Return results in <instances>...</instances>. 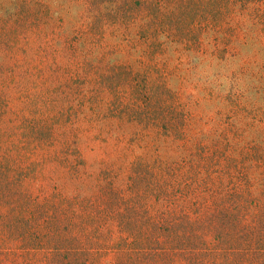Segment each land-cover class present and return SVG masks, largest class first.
Returning a JSON list of instances; mask_svg holds the SVG:
<instances>
[{
  "label": "rangeland",
  "instance_id": "1",
  "mask_svg": "<svg viewBox=\"0 0 264 264\" xmlns=\"http://www.w3.org/2000/svg\"><path fill=\"white\" fill-rule=\"evenodd\" d=\"M159 97L188 149L148 131ZM2 131L0 264H264V0H0ZM112 189L81 240L76 204ZM124 208L168 231L128 240Z\"/></svg>",
  "mask_w": 264,
  "mask_h": 264
},
{
  "label": "trees",
  "instance_id": "2",
  "mask_svg": "<svg viewBox=\"0 0 264 264\" xmlns=\"http://www.w3.org/2000/svg\"><path fill=\"white\" fill-rule=\"evenodd\" d=\"M116 69H120L121 72H127V74H128V71L126 69L113 68L112 69V74L115 77H117V78H119L118 75L121 72L116 70ZM132 73L133 74L130 73L131 76L128 78V81L131 82V83H132V81L133 82H139L138 77L143 76L142 73L140 71H137V72L133 71ZM32 76H34V75H32ZM121 78H122V76H121ZM168 97L170 98L169 94H168ZM161 98H163V97H159L157 99L158 100L157 101V104H158L157 106H159V107H161V106L162 107H167V106L171 107L172 106L171 107V111H170V116L171 117H170L169 121H166L165 123H160V122H163L164 120H166L168 118V116H164L162 114V112H158L159 111L158 110L155 113L156 116L152 117L153 121H152L150 126L153 127V128H151L148 125L149 126V127L147 126L148 131H154L153 130V129H155L154 127L158 126L159 128H161V130L168 131V134H173L174 135L175 144L178 143V144L181 145V147L188 149V147L190 145V139H188L186 134L184 133V130L187 131V129H188V120L187 119H182V118L179 117L180 113H179V111L177 113L176 104H174L173 102H171V104H170L169 100H168L169 105L162 104V103H160V99ZM175 127H178V130H176L174 132V128ZM0 135L3 136V137H8L10 135V133H6L5 131H2V133ZM17 136H23L22 138L21 137L20 138L24 139V142H26V139H27L28 136H30V133L28 135L23 134V135H17ZM68 147H69V144H68ZM181 147H180V149L183 151V149ZM19 149H20V147L17 146V148L15 149L16 153L19 151ZM74 151H77V149H74ZM199 156L200 155H196L195 157L199 158L200 160H202L204 158V157H199ZM183 160L186 162L185 159H183ZM9 162H10V156L7 155V154L3 158H0V179H1L2 171L6 170L7 165H8ZM200 162H197V163H200ZM81 165L82 164H79V166L77 168V171H76V169L73 170V171L76 172V175L85 176L86 174L81 171V168L83 167ZM191 165H195V163H192ZM31 166L32 165L26 163V165H24L23 168L21 167V171L20 172H22V174L19 173V175L21 176V179L27 180V179L31 178V174L33 172H35L34 169L31 168ZM197 166L198 165L196 164V167ZM105 167L109 168L112 171H114V169H115L114 166L111 165V164H107ZM14 170H15V168H14ZM115 173H117V172H115ZM184 173L187 174L188 171H186V172L184 171ZM117 174L119 175V173H117ZM169 174H170V172L168 173V175ZM91 175L92 174L88 173V175L86 177V179L89 180L90 185H92V180L90 179ZM176 177H179V176H176ZM12 178H13V176L10 175L8 177L7 181H6V184L9 187L10 186H15L13 191L18 192L19 188H18V186L16 184V181L14 179H12ZM32 178L34 180L37 179V177H32ZM103 178L106 180V177L103 176ZM12 180H14V181H12ZM67 188H69V187H67ZM89 188L91 189V187H89ZM13 191H12V194H13V196H15ZM206 191L212 192L211 190H209L207 188H206ZM206 191L201 190V193L204 194V192H206ZM113 194H114V190L113 189L110 190L107 193L106 192H104V193L98 192V194L97 193H93V194L92 193H90V194L87 193V194H85V197L84 196L81 197L82 199L80 200V203L76 204V207H75L76 209L73 212L75 213V215H77V221L79 222L78 223V227H79V231L78 232L81 234V238H82L81 240H85L87 238H90L91 235H92L93 230H94V232H97L99 235H102V231H99V229H97L99 227V225L102 224L103 221L106 222V221L112 220L111 215L115 216L114 213L111 210H109L111 206L115 207V205H116L114 203V199H115L114 197L116 195L113 196ZM197 197H198V195H197ZM61 198L64 199L62 197V195L57 194L53 198H51L50 202H48L47 204L49 205V204H51L52 201L55 200V204L54 205H60V203L63 201ZM34 207L35 206H33V209L30 208V209L26 210L25 211L26 214L34 216V213H35ZM66 209H67V207H66ZM134 210L135 211H133V209H131V208H124V210H123L124 212L128 211L127 213H130V214L133 213L134 214L133 216L131 215L129 217L128 216L124 217L125 214H124V216H120L119 217L118 215H122V212H117L118 213L117 220H118V223H119V224L116 225L117 230H119L120 234L127 235L128 238H129L128 240H131L132 238H135L136 240L141 239V240H144V241H149L151 238L155 237L156 233L158 231H160L162 228H164V230L168 231V227H167L168 223L165 224V219H164V221L162 220V218L166 215V212H164L161 215H159V219L161 221H158V225H160V226L162 225V226L158 227V228H154V225L156 224L155 223L156 218L150 217L149 221H147V225H146L144 223L142 217L140 216L141 215L140 211H138L136 209H134ZM120 211H122V210H120ZM185 219L187 220V218H185ZM176 221H179V219H176ZM187 221H190V219L187 220ZM70 222H73V221H70ZM191 225H193L192 222L190 223L189 226L191 227ZM255 226L257 227V225H255ZM191 235L194 236V235H196V233H194V234L191 233ZM193 238L196 239V241H198L197 240V236H194ZM200 246H203V245L201 244ZM203 247H206V246H203ZM199 249H200V247L198 246V243L195 242V246L193 247V250L200 251Z\"/></svg>",
  "mask_w": 264,
  "mask_h": 264
}]
</instances>
